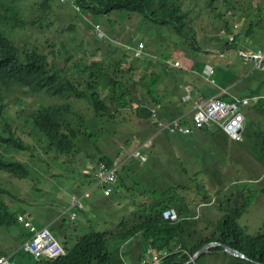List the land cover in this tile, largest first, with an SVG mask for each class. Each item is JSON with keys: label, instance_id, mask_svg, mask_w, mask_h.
Listing matches in <instances>:
<instances>
[{"label": "trees", "instance_id": "obj_1", "mask_svg": "<svg viewBox=\"0 0 264 264\" xmlns=\"http://www.w3.org/2000/svg\"><path fill=\"white\" fill-rule=\"evenodd\" d=\"M63 1L64 5L68 3L74 6L79 11L77 13H85L89 17L109 14V12H128L141 15L159 28L172 30L176 35H174L176 42L182 44L183 51L192 60L195 59L194 54L201 52L202 45H199L198 42L196 45V28L192 23L190 13L200 14L203 7L221 25V32L225 33V39L218 48H224L225 44L233 46V44H228L232 42L228 40V35L231 33L233 26L224 18L226 14L218 9L216 3L219 2L225 7L226 13L233 10L232 15H236L235 20L239 21L237 22L239 25L241 24V33L246 37H250L256 43V48L264 49V0H256L254 6L248 4L251 0H205L203 6L191 0L186 5H184L185 0ZM12 3L13 0H0V116L3 114L2 109L7 105V94L15 87L23 89L28 94L43 93L49 97L58 98L59 101L36 108L25 119L24 124L31 133L34 132L41 138L43 145L23 140L15 132V126H12L10 121H6L0 127V148H5L8 152H27L31 157H39L36 150V146H39L43 153L51 154L52 160L56 164H60L59 158L62 157L61 165L67 168L65 172L49 175L48 177L43 176L39 185H35L36 182H33L27 185L25 191L29 194L37 192V196L45 197L46 189L52 183L49 180H54L58 176H69L67 174L71 172V165L68 163L74 159V153L82 147L81 144L85 140L96 146L99 155L97 159L88 162H85L82 154L75 157H80L83 163L82 167L92 165L90 166L92 173L84 169L82 175L85 179L80 180L79 184H83V181L90 182V184L93 182V187L96 185L101 186L103 192V182H100L97 176V162H103L108 167H115V181L111 184L109 194L104 195L109 197L118 189V167L122 168L128 165L129 160H132L133 163L136 162V165L131 171L133 173L136 171L134 178L143 187L141 191L143 202L128 207V218L126 220L123 219L120 222L115 221L113 223L110 218L106 219L107 211H103L102 214L97 213L93 215L92 220L87 221L89 230L82 235L75 236L71 244L68 241L70 238H65L64 241L57 239V234L62 233L64 226L63 213H59L57 217L62 225L49 221L45 225L34 226L27 212L14 210L8 204L10 201H4V196L10 199L7 195H16L14 193L17 192L14 191L10 194L6 188L0 185V227H6L15 222L22 223L18 220V216L25 214L36 229L47 228L51 232L54 240L61 247L62 253L52 257L43 255L35 258L24 251L23 245L31 237L32 232L23 223L26 236L20 240L22 242L19 246L20 250L28 255L34 264H183L204 244L216 241L235 248L247 258L258 263L235 257L222 251L220 246H215L210 248L208 252L200 254L192 264H207L205 259L208 256L218 259L217 264H264V231L249 234L238 223L241 215L247 211L251 199L249 186L247 184L242 186V183H239L243 180L242 178L231 179L228 176L229 174L222 176L221 172L216 171L215 175L219 174L220 176L219 182L223 185L229 184L228 189H217L219 182L217 183L212 177L214 174L210 170L202 171L199 163L192 162L188 168L189 171H186V167L183 166L181 171L177 172L179 175L176 176L183 173L185 178L186 176L189 177L180 182L174 180L172 173L169 172L170 175H167L168 171L163 163L159 165L163 172L157 170L156 166L154 168L149 166L144 168L150 160L139 164L140 159L135 156V151L142 149L144 141L137 148L132 149L133 151L131 150V155L115 160L110 154L97 146L96 141H100L104 145L111 136L117 134V130L114 126H111L112 124L126 123L129 116L146 120L148 130L145 137L149 136L148 139L154 140L156 137V139L164 138L168 141L169 136H183L179 133L169 132L168 129L158 130L161 128L157 126L154 120L156 116H151L149 113V108L156 107L159 110L157 116L163 121H168L177 116H187L188 112L185 104L191 103L192 105V101H181L184 87L180 89L179 94L177 92L173 94L176 97L174 106L179 109L172 111L173 108L169 106V103H171L169 89L167 87L161 89L158 85L166 84L165 80L167 78H175L176 83L185 82L187 86H190L187 77L194 75L193 70L176 66L184 73L177 68L170 73L162 60H157L156 57L152 61L149 60L153 58L152 55L150 57H137L134 55V62L128 63L121 58L81 62L70 56L65 41L60 39L52 43L48 41L41 45H27L20 42V36L16 35L15 32H26L31 36L36 33V28L32 26L33 23H37L41 27V23L50 26L52 22L51 20H44V16L41 14L35 20L24 19L17 13L11 5ZM237 11H240V13L238 14ZM66 19L67 15H60L55 19V32L57 35L51 38H60L63 36V31L71 30V27L66 25ZM25 21L31 22L30 25L26 26ZM92 23L94 22L92 21ZM94 29L96 28L94 27ZM137 45L138 43L135 44V46ZM185 49H188V51L193 50L192 54L185 51ZM127 51H133L132 47H128ZM206 52L209 53L206 50H202L201 53L206 54ZM61 60H63L62 64H60ZM193 64L197 66L194 60ZM255 70L260 69H251L253 72ZM226 90L230 93L228 89ZM255 93H258V90L238 95V97L256 96L252 95ZM72 100H83L88 104L92 110L90 116L94 123L86 121L85 115L74 108ZM134 102L137 103V106L132 108ZM259 108L257 111L261 114L264 113V108H260L261 110ZM185 118L187 117H184V122L187 123ZM155 132L157 135H155ZM206 132L210 136L217 135L216 132L225 134L216 123H213L209 128L194 130L189 136ZM205 136L206 138L203 141L206 142L205 147L212 152L213 149H210L207 144L209 142L208 134H205ZM247 137L249 135L245 132V138L247 139ZM243 140L244 130L242 141H232L237 144L242 143ZM216 141L219 140L216 139ZM154 143H156V140ZM142 150L144 151V148ZM251 150L254 158L264 167L263 135H257ZM84 151L87 150L84 149ZM125 153L126 151L121 149L117 152L116 157ZM83 156L85 159L86 157L93 158L87 152ZM219 158L224 160V163L228 162L227 157ZM115 161L120 162V164H114ZM138 167H141L139 172ZM151 169L153 175L150 176L148 173ZM32 171L27 162L7 156V154L0 151V172L17 180L30 183V181H33L30 179V172L32 173ZM128 185H130L128 189L131 190L134 183L128 181ZM144 186H147L148 190L145 191ZM189 188L190 191L194 192V200L191 199L188 202L186 194L180 196L176 192L182 190L185 193ZM84 190L87 195H84L85 192L83 191V193L78 191L76 194H71L67 199V206L77 201L83 204V200L89 196L90 192V190ZM73 197L76 198L74 201ZM128 203H131V201H128ZM209 204L216 209L215 218H210L204 212L205 205ZM109 205L114 207L116 203H110ZM74 209L71 207L63 209L70 220L76 218L77 211L84 209V204L80 207L76 206ZM172 211L175 213V218L167 217L166 214ZM207 214L209 215L208 212ZM104 221H110L109 228L97 229ZM48 225L53 226L58 231L50 230ZM131 241H138L141 245L142 253L136 259V263L130 262L129 256L124 254L125 246ZM141 243H143V246ZM162 251H167L168 255L163 256L159 262L154 263L152 255ZM0 257L8 259L5 255H0Z\"/></svg>", "mask_w": 264, "mask_h": 264}, {"label": "rangeland", "instance_id": "obj_2", "mask_svg": "<svg viewBox=\"0 0 264 264\" xmlns=\"http://www.w3.org/2000/svg\"><path fill=\"white\" fill-rule=\"evenodd\" d=\"M189 1L190 0H185L184 5L188 4ZM191 1H195L194 3L203 6L205 0ZM255 1L256 0H251L248 4L254 6L253 4ZM63 2V0H13L11 5L15 8L17 13L22 16V18L35 20L38 19L37 16L41 14L44 16V20H51L52 22L50 26H45L44 23H41V27H39L37 23H33L32 26L36 28V33L31 36L26 32L14 31L16 35L20 36V42L27 45H41L44 44V42L46 43L50 41V43H52L57 41V39H60L65 41V46L74 60L88 62L89 60L121 58L126 63L134 62V52L127 51L128 47H134L136 43L142 42L144 46L143 57H150V55H152L153 58L149 60L152 61L155 57L157 60H162L167 66L169 70L168 72L171 73L173 72V69L177 68L180 72L184 73V71L173 64L177 59L179 62L178 66H181V60L175 58L174 55L183 51V47L180 42H176V38L174 37L175 34L172 30L168 28H159L154 25V23L144 19L141 15L128 12H109V14L89 17V15L85 13H77L79 11H77L74 6L68 3L64 5ZM216 5L221 12L226 14L224 18L233 26L231 33L234 35V40L228 43L233 44V46L224 51L221 50L219 54L214 53V50L209 53L206 52V54L201 53L202 48L204 47L217 49L221 46V42L225 39V33L221 32V25L211 17V13H209L206 8L203 7L200 14L196 12L190 13L192 23L196 28V45L198 42L202 47L200 48L201 52L194 54L195 59H193L197 63V68L195 67L196 65L193 64V69L198 73L197 75L194 73L193 76L187 77V81L191 85H195L196 82L195 87L200 92L208 95H211L214 92L215 87L213 85L216 83L217 85L232 84L234 86L233 91L236 95L244 94L246 87L251 90L256 88L259 93L264 94V71H251V63L243 59L238 53L239 51H246L248 49L245 45L256 47V43L250 37H246L241 33V24L239 25L237 23L239 21L235 20L236 15H232L233 10H229L227 11L228 13H226L225 7L222 6L221 3L218 2ZM237 13L239 14L240 11H237ZM60 15H67L66 25L70 26L71 30L63 31V36L60 38H51L57 35L55 32V19ZM92 21L94 23H92ZM30 23L31 22L25 21L26 26H29ZM234 24H236V27H234ZM94 27L96 29H94ZM185 46L187 47V45ZM185 51L192 54L193 50L188 51V49H185ZM184 57L189 58L185 52ZM204 61L210 63L214 69L213 75L209 78L201 71V66ZM62 63L63 60L60 61V64ZM196 77L199 79V82H197L198 79ZM211 79H213L214 84L210 82ZM261 80H263V82ZM175 81V78H167L165 80L166 84L158 85L161 89L164 87L169 89L172 102L169 104L170 107L174 106L176 102V97H174L173 94L176 92L179 94L180 89L187 84L185 82L176 83ZM192 93H194V89H192ZM58 101V98L49 97L43 93L28 94L23 89L15 87L7 94L6 102L8 106L6 105L2 109L3 114L0 116V127H2L6 121H10L12 126H15V132L23 140L33 144L43 145L41 138H39L34 132L31 133L28 127L24 124L25 119L36 108ZM257 101L258 99H251L247 105L239 108L244 114L243 144H236L235 142L233 143L230 141H228V144L226 143V145L222 143L223 146L218 153L217 145L219 142L216 141V148L214 149L216 151V156L228 158V162L224 163V160H221V164H217L222 176L229 174L228 176H230L231 179L236 180L242 178L243 180L239 183H242V186L245 184L249 186L251 192L250 204L247 211L243 213L238 220L239 225L244 227L249 234L264 231V190H262L264 189V167L254 158V154L251 150V146L257 138V135L264 136V113L261 114L258 111L256 112L255 108H253ZM72 103L75 109H78L85 115L88 123H94L90 116L92 110L86 102L83 100H72ZM259 107L264 108V103ZM253 114L254 116H252ZM247 115L250 116L249 120ZM128 119L129 120L126 123L120 122L118 125H111L117 130V134L111 136L107 143L103 145L100 141H96L98 148H101L104 152L110 154L114 160L131 155L135 148L149 138V136L145 137L146 131L148 130V123L146 120L132 116H129ZM185 121H187V118H185ZM245 132L249 135L247 139L245 138ZM178 139L179 140L176 142L173 149L174 153L177 154L176 157H178L179 163L164 164V167L168 172L179 175L177 172L181 171V166H185L186 171H189L188 168L190 167V163H185L189 159H209L208 152L210 151L206 149V145L180 147L183 141L181 138ZM155 140L156 137L152 142V146L144 155V159H140V162H138L139 164H143L142 162L150 160L144 168H147V166L154 168L156 166L155 168L157 170L162 171L159 165L164 157L162 153L164 148L155 147ZM203 144H206V142ZM207 144L211 149V142L209 141ZM81 146L82 147L74 153V159L68 163L71 165V172L70 174H67L69 176H58L55 177L54 180H49L52 181V183L48 185L45 197L41 195L37 196V192H33V194L27 193L25 191L27 185L33 182H36L35 185H39L43 176L48 177L49 175H56L57 173L65 172L67 168H64L63 165H61L62 157L59 158L60 164H56L53 162L51 154L43 153V150L39 146H36L39 157H31L27 152H8L5 148H0V151L7 154V156H12L16 159L27 162L33 170L32 173L30 172V179L33 180L30 181V183L17 180L12 176L0 172V185L6 188L10 194L11 192L14 193V191L17 192L14 193L16 195H7L10 199H7L4 196V201H10L8 204L10 207H13L14 210L27 212L32 224L37 227L45 225L49 221H56L58 214L63 213L62 219L64 220V226L62 228V233L59 232L57 234V239L59 241H64L65 238H70L68 241L71 244L73 241L72 239H74L75 236L82 235L89 230L87 221L92 220L93 215L104 213V205L116 203L114 207L120 210L118 213L120 216L117 220L120 222L123 219L126 220L128 218V207L139 205L143 202V195L141 193L143 187L134 178L136 171L133 170L134 173L131 171L134 165H136V162L133 163L132 160L128 161V165L122 168L118 167V189L109 197L104 196L101 186L96 185L93 187V182L90 184V182L86 183V181H83V184H79L80 180L85 179L82 175L84 169L92 173V170L90 169V166L92 165H89V167H82L83 163L80 160V157H75L78 154H82L85 162H88L92 161V159H97L99 155L96 146L93 143L85 140ZM153 146L154 148L151 150ZM84 149L87 151H84ZM121 149L125 150L126 153L116 157L117 152ZM86 152L93 158L86 157L85 159L83 155H85ZM184 153L187 154L182 155ZM159 155L161 157H159ZM114 164L119 165L120 162L115 161ZM137 170L138 172L141 171V167H138ZM206 174L208 175V173ZM148 175H153L152 169ZM186 178L189 177L186 176ZM127 180L132 184L134 183L131 190L128 189L130 185H128ZM90 186L93 188L91 189ZM228 186L229 184L223 185L219 182L217 189H228ZM84 189L90 190L89 196L83 200L84 209L77 211L76 218L70 220L68 214L65 213L66 211L63 212V209L69 207L74 209L76 206H67V199H69L71 194H76L78 191L80 193L82 191L85 192ZM144 189L146 191L148 190V187L144 186ZM157 193L159 194L158 191ZM176 193L180 196L186 194V200L188 202L191 199L194 200V192L190 191V188L185 193H182V190H177ZM128 201H131V203H128ZM204 212L207 216H210V218H215L214 215L216 209L210 204L205 205ZM109 225L110 221H104L97 227V229H108ZM48 227L54 232L58 231V229L53 226L50 227L48 225ZM25 236L26 229L23 227L22 223L15 222L9 226L0 227V255L8 257L11 264H34L33 260L23 253L19 247V241ZM141 244L143 246V243ZM125 254L129 256L130 262L136 263V259L139 257L137 246L134 245L129 247V249L125 251ZM205 261L207 264L218 263V259L210 256H208Z\"/></svg>", "mask_w": 264, "mask_h": 264}, {"label": "built area", "instance_id": "obj_3", "mask_svg": "<svg viewBox=\"0 0 264 264\" xmlns=\"http://www.w3.org/2000/svg\"><path fill=\"white\" fill-rule=\"evenodd\" d=\"M236 27V25H234ZM228 40L233 41L234 35L230 33ZM143 43L139 42L137 46L132 47L134 55L137 57H143ZM239 55L245 59L252 61L253 68L264 70V49L257 48L254 51H239ZM175 66L179 65L177 60L173 63ZM203 73L210 76L213 73V69L209 65H205ZM213 84V79L210 80ZM195 94V96H193ZM224 96V97H221ZM264 96H251V97H238L230 94L226 89L221 91L216 96L205 97L198 92L192 93L190 86H184V94L181 97L182 102L192 101L191 109L187 116H177L168 121L160 120L157 116L158 109L156 107H150L149 113L151 116H156L154 119L162 129H168L173 133H179L181 135H189L198 128H209L213 123H216L218 127L233 141L240 142L243 139L244 130V114L239 109L240 107L247 105L251 99H259ZM137 103H132V108L136 107ZM191 112V113H190ZM190 113V116H189ZM184 117H187V123L184 122ZM155 135L156 132H155ZM153 140L148 139L142 143V149L135 151V156L139 159H144V153L152 146ZM97 176L100 182H103L104 195H108L111 190V184L116 178V168L108 167L103 162H97ZM84 195H87L85 192ZM76 198L73 197V201ZM75 206H82L81 202L77 201ZM74 214V213H72ZM169 218H175V213L168 212L166 214ZM18 220L28 227L32 232L31 237L24 243L23 249L33 257L38 258L41 256H57L62 253L61 247L54 240L51 232L47 228L36 229L30 221L26 218V215H19ZM168 255L167 251L158 252L152 255V261L154 263L159 262L163 256ZM0 264H10L9 260L5 257H0Z\"/></svg>", "mask_w": 264, "mask_h": 264}, {"label": "crops", "instance_id": "obj_4", "mask_svg": "<svg viewBox=\"0 0 264 264\" xmlns=\"http://www.w3.org/2000/svg\"><path fill=\"white\" fill-rule=\"evenodd\" d=\"M243 44V43H242ZM232 45H226L225 44V47L224 48H217V49H211V48H206V47H204V48H202V50L203 51H208V52H210V51H212V50H214L215 52L214 53H220L221 52V50L222 51H224L225 49H227V48H229V47H231ZM245 47L246 48H248L246 51H254V50H256L257 48H260V47H250V46H248V45H245ZM254 49V50H253ZM174 57L175 58H179L180 60H181V66H183V67H186L188 70H193V73H195V74H197L198 72L195 70V69H193V61L191 60V59H189V58H187V57H184V51H180L179 52V54H177V55H174ZM244 59V58H243ZM177 60V59H176ZM246 61H248V62H250L251 63V65H250V69H252L253 68V66H252V61L250 60V59H245ZM205 64H208V62H206V61H204L203 62V64H202V67H201V71H202V69H203V66L205 65ZM196 68H197V66H195ZM255 71H260V72H263L264 70H255ZM191 76H193V75H189V77H191ZM198 79V78H197ZM262 82H263V80H261ZM197 82H199V79L197 80ZM187 85V84H186ZM214 87H215V90H214V92L211 94V95H208V94H205V93H202V92H200L195 86H193V85H191L190 84V87H194L193 89L195 90V91H198L201 95H203V96H205V97H212V96H216V95H218V93L221 91V89H228V91H230V92H233V94H235L234 93V91H233V85L232 84H225V85H217V83L216 84H214L213 85ZM223 87H225V88H223ZM250 91H257V89L255 88V89H249V88H247L246 87V90H245V93H248V92H250ZM236 95V94H235ZM252 95H256V96H264V94H261V93H255V94H252ZM193 96H195V94H193ZM238 96V95H237ZM172 103V102H171ZM264 103V97H261V98H259L258 99V101H257V103L254 105V107L253 108H255V111L257 112V109H258V107L259 106H261L262 104ZM170 104V103H169ZM190 106H191V103H186L185 104V107L188 109V110H186L187 112H189L190 111ZM175 107H177V106H171L170 108H173L172 109V111H177L179 108H175ZM183 113V112H182ZM252 116H254V114L252 115ZM249 115H247V118H248V120H249ZM208 132V131H207ZM197 133V134H192L191 136H187V135H183V136H178V135H172V136H169V139H168V141L167 140H165L164 138L163 139H159V138H157L156 139V145H155V147H162V148H164V150H162V153H163V155H164V157L162 158V161H161V163H163V164H167V163H173V164H178L179 163V159H178V157H176L177 155L174 153V146H175V144H176V142L179 140L178 138H181V140L183 141L182 142V144L180 145V147H183V146H196V145H206V144H203L204 142V140H205V138H206V136H205V134H208V139H209V141L211 142V147H212V149L214 150L215 148H216V139H218L219 141V143H218V149H217V152L219 153L220 152V149L222 148V146H223V144H225L226 145V143L228 144V141H230V142H233L232 140H230L225 134H223V133H219V132H216L217 133V135H215V136H210V134L209 133ZM222 136V137H221ZM221 139H220V138ZM216 138V139H215ZM229 139V140H228ZM191 143H193L192 145H191ZM223 143V144H222ZM234 143V142H233ZM154 147H152V149H153ZM204 151H206V150H204ZM207 152V151H206ZM215 150L214 151H210V153L208 152V156H209V159L207 160V159H201V160H195V159H189L188 161H186L185 163H190V165L192 164V162H197V163H199V165H200V167H201V170L202 171H206V170H210L214 175H212V177L216 180V182L218 183L219 182V174L216 176L215 175V172L216 171H219L220 169H219V167H218V165L217 164H221V160H220V158L219 157H217L216 155H215ZM185 154H187V153H184V154H182V155H185ZM159 157H161L160 155H159ZM168 157V158H167ZM181 166V165H180ZM181 168H183L182 166H181ZM168 171V170H167ZM169 172H167V175L169 176L170 174H168ZM167 177V176H166ZM209 177V176H208ZM173 178H174V180H179L180 182H182V181H184L186 178L184 177V174L182 173L180 176H176V174H173ZM186 183H187V181H186ZM188 184V183H187ZM183 193V192H182ZM65 209H67V208H65ZM103 211H107V215H106V219H108V218H110V220L114 223L115 221H117L118 220V217L120 216L118 213L120 212V210H118L117 208H115V207H113V206H110L109 204H107V205H104L103 206ZM54 223L55 224H57V225H62V224H60L59 223V219H57L56 221H54ZM20 242V245H21V241H19ZM137 246V248H138V256H140L141 255V253H142V250H141V245H140V242H138V241H131V242H129L126 246H125V251H127L128 249H129V247H131V246ZM125 251H124V254H125ZM126 255V254H125Z\"/></svg>", "mask_w": 264, "mask_h": 264}, {"label": "water", "instance_id": "obj_5", "mask_svg": "<svg viewBox=\"0 0 264 264\" xmlns=\"http://www.w3.org/2000/svg\"><path fill=\"white\" fill-rule=\"evenodd\" d=\"M215 246H220L222 251L227 252L230 255H233L235 257H240L255 263H258L257 261H253L249 258H247L243 253H241L240 251L236 250L235 248L230 247L227 244L224 243H220V242H209L207 244H204L201 248H199L187 261H185L183 264H192L198 257L200 254L208 252L210 248H213ZM259 264H263V263H259Z\"/></svg>", "mask_w": 264, "mask_h": 264}, {"label": "bare ground", "instance_id": "obj_6", "mask_svg": "<svg viewBox=\"0 0 264 264\" xmlns=\"http://www.w3.org/2000/svg\"><path fill=\"white\" fill-rule=\"evenodd\" d=\"M205 65H209V66H211V68L213 69V67H212V65H211L210 63L205 64ZM205 65L203 66V69H204ZM203 69H202V72H203ZM213 73H214V69H213ZM213 73H212L210 76H212ZM210 76H207V77L209 78ZM74 206H75V205H74ZM75 208H76V207H75ZM74 210H75V209H74ZM78 210H79V208H78ZM71 211H72V210H71ZM155 254H156V253H155Z\"/></svg>", "mask_w": 264, "mask_h": 264}]
</instances>
